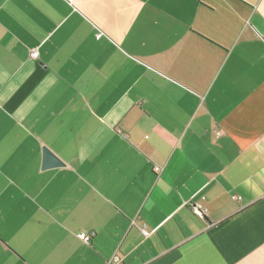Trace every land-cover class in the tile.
<instances>
[{"label":"crops","instance_id":"crops-1","mask_svg":"<svg viewBox=\"0 0 264 264\" xmlns=\"http://www.w3.org/2000/svg\"><path fill=\"white\" fill-rule=\"evenodd\" d=\"M115 256L264 264V0H0V264Z\"/></svg>","mask_w":264,"mask_h":264},{"label":"built area","instance_id":"built-area-1","mask_svg":"<svg viewBox=\"0 0 264 264\" xmlns=\"http://www.w3.org/2000/svg\"><path fill=\"white\" fill-rule=\"evenodd\" d=\"M31 55H32V57L34 59H37V57H38L37 50H34ZM217 135L219 136L220 133H217ZM159 171H160V168L156 167L155 168V172H159ZM233 199H236V197L234 196ZM198 211H199L200 215H202L204 213L200 208H198ZM141 232H142L143 236H145V237H147L149 235V233L146 230V227H142L141 228ZM78 238L81 241H83L85 244H89V242L91 241L92 235L91 234H87L85 232H82V233H80L78 235ZM109 264H120V260H119V258L117 256H115L114 258L111 259Z\"/></svg>","mask_w":264,"mask_h":264},{"label":"water","instance_id":"water-1","mask_svg":"<svg viewBox=\"0 0 264 264\" xmlns=\"http://www.w3.org/2000/svg\"><path fill=\"white\" fill-rule=\"evenodd\" d=\"M43 156H44V169H52L64 166V164L59 160L49 149H43Z\"/></svg>","mask_w":264,"mask_h":264}]
</instances>
